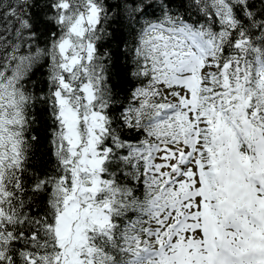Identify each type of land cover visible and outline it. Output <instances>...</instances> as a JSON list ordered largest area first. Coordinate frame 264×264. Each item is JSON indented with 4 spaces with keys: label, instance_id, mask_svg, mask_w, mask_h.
I'll return each instance as SVG.
<instances>
[{
    "label": "snow or ice",
    "instance_id": "1",
    "mask_svg": "<svg viewBox=\"0 0 264 264\" xmlns=\"http://www.w3.org/2000/svg\"><path fill=\"white\" fill-rule=\"evenodd\" d=\"M0 264H264V0H0Z\"/></svg>",
    "mask_w": 264,
    "mask_h": 264
}]
</instances>
